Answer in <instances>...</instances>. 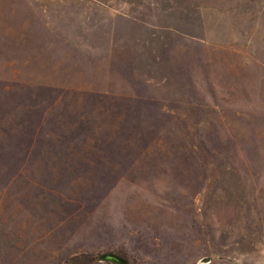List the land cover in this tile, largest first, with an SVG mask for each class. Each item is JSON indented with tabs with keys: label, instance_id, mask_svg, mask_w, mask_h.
<instances>
[{
	"label": "rangeland",
	"instance_id": "374dc122",
	"mask_svg": "<svg viewBox=\"0 0 264 264\" xmlns=\"http://www.w3.org/2000/svg\"><path fill=\"white\" fill-rule=\"evenodd\" d=\"M107 251L264 264V0H0V264Z\"/></svg>",
	"mask_w": 264,
	"mask_h": 264
},
{
	"label": "water",
	"instance_id": "95a60500",
	"mask_svg": "<svg viewBox=\"0 0 264 264\" xmlns=\"http://www.w3.org/2000/svg\"><path fill=\"white\" fill-rule=\"evenodd\" d=\"M99 261H106L111 264H130V260L114 251H107L98 255ZM204 261H210V258H205Z\"/></svg>",
	"mask_w": 264,
	"mask_h": 264
}]
</instances>
